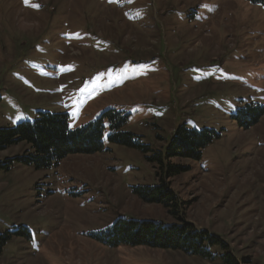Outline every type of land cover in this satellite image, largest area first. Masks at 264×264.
<instances>
[{"label": "rangeland", "instance_id": "rangeland-1", "mask_svg": "<svg viewBox=\"0 0 264 264\" xmlns=\"http://www.w3.org/2000/svg\"><path fill=\"white\" fill-rule=\"evenodd\" d=\"M113 110L133 142L163 151L174 130L218 135L169 180L178 221L142 203L155 165L110 142L48 169L0 170V264H264V9L246 0H0V129L38 114L70 130ZM258 118L256 124L251 120ZM24 144L0 152L23 155ZM175 210V209H174ZM179 220L226 245L202 259L108 247L113 222Z\"/></svg>", "mask_w": 264, "mask_h": 264}, {"label": "trees", "instance_id": "trees-1", "mask_svg": "<svg viewBox=\"0 0 264 264\" xmlns=\"http://www.w3.org/2000/svg\"><path fill=\"white\" fill-rule=\"evenodd\" d=\"M246 1L264 9V0ZM257 119L251 120L250 125L256 124ZM126 124L127 116L113 110L104 112L94 123L75 130L68 128L66 115L38 114L32 122L0 129V152L20 144L28 147V151L23 155L0 162V170L8 171L15 163L43 170L71 155L97 154L103 149L101 139L108 127L110 142L140 149L146 155L145 160L155 165L156 186L135 188L133 194L142 203L163 206L168 214L178 221L177 211L181 202L171 190L169 180L186 173L189 167L176 165L171 161H199L202 151L217 139L218 135L210 130H187L182 126L173 131L162 152H153L148 146H139L133 142V135L123 131ZM9 239L8 234L0 235V254ZM101 240L111 248L145 246L177 251L202 259L211 257V248L218 246L222 251H226V245L218 238L206 231H197L192 224L181 220L164 225L118 218ZM224 258L225 264H233L227 255H224Z\"/></svg>", "mask_w": 264, "mask_h": 264}, {"label": "snow or ice", "instance_id": "snow-or-ice-1", "mask_svg": "<svg viewBox=\"0 0 264 264\" xmlns=\"http://www.w3.org/2000/svg\"><path fill=\"white\" fill-rule=\"evenodd\" d=\"M26 3H28V0H25ZM110 2H112V0H110Z\"/></svg>", "mask_w": 264, "mask_h": 264}]
</instances>
